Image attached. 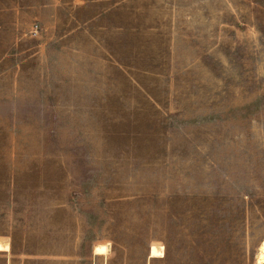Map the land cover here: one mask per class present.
Listing matches in <instances>:
<instances>
[{"label":"rangeland","instance_id":"1","mask_svg":"<svg viewBox=\"0 0 264 264\" xmlns=\"http://www.w3.org/2000/svg\"><path fill=\"white\" fill-rule=\"evenodd\" d=\"M263 241L264 0H0V264Z\"/></svg>","mask_w":264,"mask_h":264},{"label":"bare ground","instance_id":"2","mask_svg":"<svg viewBox=\"0 0 264 264\" xmlns=\"http://www.w3.org/2000/svg\"><path fill=\"white\" fill-rule=\"evenodd\" d=\"M8 246V243H3L0 242V249L6 248ZM96 251L99 252H104L106 251V245H100V246H96ZM163 251V248L160 246H154L152 248V253L155 256H158V254L160 255ZM257 262L258 264H264V241L261 243L260 246V252L258 253V257H257Z\"/></svg>","mask_w":264,"mask_h":264}]
</instances>
